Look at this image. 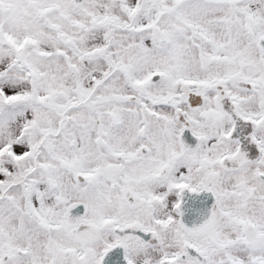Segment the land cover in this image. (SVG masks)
Segmentation results:
<instances>
[{"label": "snow or ice", "instance_id": "6c2138e0", "mask_svg": "<svg viewBox=\"0 0 264 264\" xmlns=\"http://www.w3.org/2000/svg\"><path fill=\"white\" fill-rule=\"evenodd\" d=\"M0 264H264V0H0Z\"/></svg>", "mask_w": 264, "mask_h": 264}]
</instances>
